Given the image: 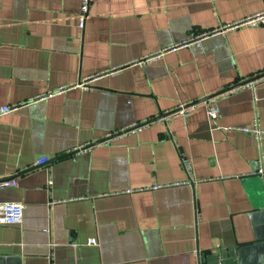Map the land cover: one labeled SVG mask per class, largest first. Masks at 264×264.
<instances>
[{
	"label": "crops",
	"instance_id": "0c3cea01",
	"mask_svg": "<svg viewBox=\"0 0 264 264\" xmlns=\"http://www.w3.org/2000/svg\"><path fill=\"white\" fill-rule=\"evenodd\" d=\"M79 10L0 0V106H15L0 114V180L16 179L0 201L24 205L0 224V264H199L234 246L254 259L264 136L233 126L264 129V79L220 95L214 119L203 105L154 118L264 73V26L224 29L264 0H91L83 30Z\"/></svg>",
	"mask_w": 264,
	"mask_h": 264
},
{
	"label": "built area",
	"instance_id": "2783aa9c",
	"mask_svg": "<svg viewBox=\"0 0 264 264\" xmlns=\"http://www.w3.org/2000/svg\"><path fill=\"white\" fill-rule=\"evenodd\" d=\"M90 2H91V0H80V10L78 13V25H77L80 30H83V28H84L85 19H86L88 12H89ZM258 26H264V11L256 13V14L251 15V16H248V17L241 19L239 21H236L235 23L228 25L224 29L231 30V29H238L241 27L252 28V27H258ZM220 30H222V29H220ZM186 46H188V43L184 42L181 44L173 45V46L169 47L168 49H163V50H159V51L150 53L148 55L143 56L140 59L139 64L146 65V64L152 63L153 61L157 60L167 50H175L177 48L186 47ZM119 69H120V67H113L109 70V73H115ZM252 77H254V76H252ZM247 79H249V78H246L245 80H247ZM263 79H264V76L257 78L255 80H252V81L245 83L243 85H240L238 87L230 88V89L226 90L225 92H223L219 95L208 97L207 99L200 101V102L195 103L194 101H196V100H191L188 102L180 103L175 108H173V109H176V111L173 112L172 114H170L169 116L163 118V120L169 118L170 116H175V115L186 116L191 110H193L197 106H201V105L205 106L206 113L209 116V118L214 119L219 114V109L217 106V99L220 95H226L228 93L234 92L235 90H238L241 88H245L247 86L254 88L255 85ZM14 108H15V106H8V105L0 106V114L10 112ZM148 122H149V120H144L142 122L132 123L125 128H121V130H118L117 132L106 134V137L103 140H100L99 142L86 143V144H82L80 146H76L74 148L73 152L79 153V152H82L85 150H89L94 145L105 143V142H107V141H109L115 137L122 135L123 133L129 132V131L139 130ZM233 128L240 130L241 132H244L247 134H252L255 137V139L257 140L258 145L259 146L261 145V140L264 136V129L260 127V124L258 123L257 117H255L252 120L250 125L233 126ZM182 162H183L184 170L188 174L190 171V165L185 160H182ZM258 163H259V167L257 168L255 173L264 175V162H263L262 153L260 154V156L258 158ZM180 183L181 182H176V184H180ZM15 185H16L15 177L0 180V188L10 187V186H15ZM158 187H160V185L154 186V188H158ZM23 208H24V205L18 201H0V224H9V225L21 224L22 218H23ZM87 242L89 244H93V245L98 244L97 240L94 237L89 238L87 240Z\"/></svg>",
	"mask_w": 264,
	"mask_h": 264
},
{
	"label": "water",
	"instance_id": "95a60500",
	"mask_svg": "<svg viewBox=\"0 0 264 264\" xmlns=\"http://www.w3.org/2000/svg\"><path fill=\"white\" fill-rule=\"evenodd\" d=\"M263 76H264V73L258 74L254 77H251L247 80L233 84L232 86L226 89H222L214 94H211L205 98L198 99L194 102L195 103L200 102V101L207 99L208 97L219 95L230 88L238 87L240 85H243L245 83H248L252 80H255ZM175 111L176 109H173L167 112H160L158 116L154 119L156 120L163 119ZM254 245H255L254 247L256 248L254 250V259H251V257H249V251L244 246H241V247L234 246L230 248H221L215 252L200 253L199 254V264H264V239ZM5 261L7 262V264L9 263V259H6Z\"/></svg>",
	"mask_w": 264,
	"mask_h": 264
}]
</instances>
